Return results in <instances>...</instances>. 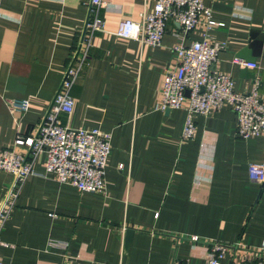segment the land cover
Segmentation results:
<instances>
[{
  "label": "crops",
  "instance_id": "crops-1",
  "mask_svg": "<svg viewBox=\"0 0 264 264\" xmlns=\"http://www.w3.org/2000/svg\"><path fill=\"white\" fill-rule=\"evenodd\" d=\"M87 1L0 0V152L25 153L14 142L36 132L52 104L84 29ZM202 1L223 24L210 32L225 45L215 69L231 76L239 94L249 93L259 78L264 100V71L243 72L232 63L243 49L255 62L264 60V0ZM104 2V32L95 34L71 89L72 113L59 116L66 128L110 135L104 190L79 193L61 185L44 174L38 159L1 230L0 259L204 264L208 245L219 242L227 247L224 264L254 261L264 243V182L249 177V166L264 162V141L239 140L230 108L195 116L193 139L182 141L185 111L156 110L162 78L175 64L173 48L198 41L200 30L182 36L168 22L159 46L141 45L114 33L121 20L138 21L157 0ZM22 99L29 102L27 112H11V101ZM12 183L0 171V207ZM127 229L134 234L124 251Z\"/></svg>",
  "mask_w": 264,
  "mask_h": 264
},
{
  "label": "built area",
  "instance_id": "built-area-1",
  "mask_svg": "<svg viewBox=\"0 0 264 264\" xmlns=\"http://www.w3.org/2000/svg\"><path fill=\"white\" fill-rule=\"evenodd\" d=\"M88 17L78 43L65 68L60 87L36 132L27 137L19 136L14 146L25 149L24 154L14 149L0 152V171L10 174L13 183L0 207V233L26 179L34 174L38 159L44 160V174L53 176L61 185H68L79 193H102L105 187L107 160L110 154V135L96 128L70 129L61 125L60 115L69 116L73 110L72 87L86 65L92 40L104 32L101 10L107 9L104 0H88ZM168 22L181 28L182 36L200 30V38L190 45L173 48L175 64L166 70L160 88L159 111L183 109L186 113L181 140L188 141L195 135V116L208 117L224 108L235 116V136L239 140L261 138L264 141V100L259 95L261 86L255 77L249 93L234 91L231 76L215 66L225 45L212 39L210 32L223 24L213 20L211 8L202 0H157L153 10L142 12L138 21L123 19L114 35L133 40L141 45L157 47L166 33ZM183 38V37H182ZM233 65L257 73L264 71L262 62L248 63L234 58ZM187 102L186 107L184 103ZM28 100H12L11 112L24 114ZM122 169V166H119ZM249 177L264 182V162L249 166ZM191 243L200 242L191 237ZM208 258L204 264H224L227 247L219 242L208 245ZM254 261L229 264H264V243L256 250ZM0 264H8L0 259Z\"/></svg>",
  "mask_w": 264,
  "mask_h": 264
},
{
  "label": "water",
  "instance_id": "water-1",
  "mask_svg": "<svg viewBox=\"0 0 264 264\" xmlns=\"http://www.w3.org/2000/svg\"><path fill=\"white\" fill-rule=\"evenodd\" d=\"M238 57H240V59H243L244 61H246L248 63L255 62V59L250 56V51L247 49H243L239 53ZM243 72H246V69H244ZM165 112L168 113L169 111L166 110ZM133 234H134V230H132V229L125 230L124 238H123V249H124V251L128 250Z\"/></svg>",
  "mask_w": 264,
  "mask_h": 264
}]
</instances>
